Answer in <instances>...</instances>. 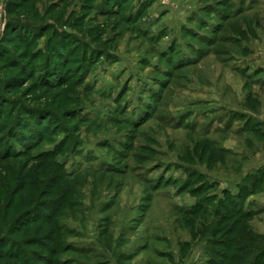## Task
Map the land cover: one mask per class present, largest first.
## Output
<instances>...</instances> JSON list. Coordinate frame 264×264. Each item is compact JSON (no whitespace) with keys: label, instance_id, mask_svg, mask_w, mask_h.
<instances>
[{"label":"rangeland","instance_id":"obj_1","mask_svg":"<svg viewBox=\"0 0 264 264\" xmlns=\"http://www.w3.org/2000/svg\"><path fill=\"white\" fill-rule=\"evenodd\" d=\"M262 153L264 0H0V264H264Z\"/></svg>","mask_w":264,"mask_h":264},{"label":"trees","instance_id":"obj_2","mask_svg":"<svg viewBox=\"0 0 264 264\" xmlns=\"http://www.w3.org/2000/svg\"><path fill=\"white\" fill-rule=\"evenodd\" d=\"M252 181V180H251ZM260 181L261 180H259L258 181V178H254V181H252V185L253 186H257V184L258 183H260ZM236 224H238V223H236ZM234 228H236V225H234ZM233 231H231V233L230 234H233L232 233ZM247 230H245V232L243 231V233L242 232H240V237H245V236H247ZM249 233V232H248ZM237 234V233H236ZM235 236V234H233V237ZM237 236V235H236ZM252 237H254L253 235H251ZM35 243V245L37 244L36 242L37 241H34ZM38 245V244H37ZM238 255V253H235V256H237ZM239 256H240V253H239ZM262 256V253L261 254H259L256 258H255V260H254V262L253 263H251V264H259L260 263V257ZM14 258H16V257H14ZM18 258H20V259H22V261L23 262H25V260H26V257H18ZM223 259H226V261H228V262H238V261H242V259H240V258H238V257H234L233 258V255H231L230 254V252L228 251V254L226 253L225 254V257H223ZM50 263H51V261L50 260H48Z\"/></svg>","mask_w":264,"mask_h":264},{"label":"crops","instance_id":"obj_3","mask_svg":"<svg viewBox=\"0 0 264 264\" xmlns=\"http://www.w3.org/2000/svg\"><path fill=\"white\" fill-rule=\"evenodd\" d=\"M259 155H262V156H264V154L262 153V154H259ZM263 163H264V160H263Z\"/></svg>","mask_w":264,"mask_h":264}]
</instances>
